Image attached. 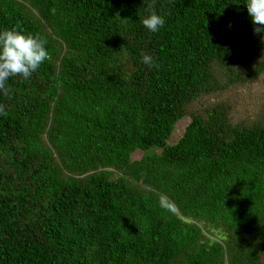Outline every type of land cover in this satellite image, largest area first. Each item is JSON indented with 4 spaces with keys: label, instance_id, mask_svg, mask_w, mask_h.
Returning <instances> with one entry per match:
<instances>
[{
    "label": "trees",
    "instance_id": "16d2710c",
    "mask_svg": "<svg viewBox=\"0 0 264 264\" xmlns=\"http://www.w3.org/2000/svg\"><path fill=\"white\" fill-rule=\"evenodd\" d=\"M246 4L0 0L50 53L0 92V264H264V106L230 95L264 76Z\"/></svg>",
    "mask_w": 264,
    "mask_h": 264
},
{
    "label": "clouds",
    "instance_id": "9594fccd",
    "mask_svg": "<svg viewBox=\"0 0 264 264\" xmlns=\"http://www.w3.org/2000/svg\"><path fill=\"white\" fill-rule=\"evenodd\" d=\"M246 8L255 26L254 33L264 32V0H247ZM51 12L55 14L56 9H51ZM142 24L150 32L156 33L164 27L165 20L152 10L150 15L142 20ZM47 43L46 38L38 33H25L20 25L0 31V92L10 97L11 89L8 87L10 78L19 76L28 80L46 60L50 59ZM141 60L150 68L160 67L151 55L141 53ZM7 115L5 106L0 104V116ZM159 205L165 211H175L173 203L166 196L160 197Z\"/></svg>",
    "mask_w": 264,
    "mask_h": 264
},
{
    "label": "rangeland",
    "instance_id": "374dc122",
    "mask_svg": "<svg viewBox=\"0 0 264 264\" xmlns=\"http://www.w3.org/2000/svg\"><path fill=\"white\" fill-rule=\"evenodd\" d=\"M232 93H235V96L237 97L232 99L233 104L248 106L249 112L251 114H255L258 107L264 106V76L244 88L237 89L233 92L231 91L230 95ZM212 100L215 101V99L211 98L210 101ZM210 101L208 100V102ZM183 125H185V122L179 126V129L182 128ZM177 136H179V132L176 137ZM135 156V158L138 159L140 157V153H137Z\"/></svg>",
    "mask_w": 264,
    "mask_h": 264
}]
</instances>
